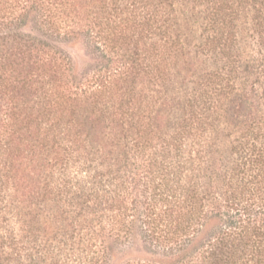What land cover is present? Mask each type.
Here are the masks:
<instances>
[{
	"label": "trees",
	"instance_id": "16d2710c",
	"mask_svg": "<svg viewBox=\"0 0 264 264\" xmlns=\"http://www.w3.org/2000/svg\"><path fill=\"white\" fill-rule=\"evenodd\" d=\"M0 110V264H264V0H0Z\"/></svg>",
	"mask_w": 264,
	"mask_h": 264
},
{
	"label": "rangeland",
	"instance_id": "374dc122",
	"mask_svg": "<svg viewBox=\"0 0 264 264\" xmlns=\"http://www.w3.org/2000/svg\"><path fill=\"white\" fill-rule=\"evenodd\" d=\"M25 33L40 36V26L35 19L31 18L27 26L23 29ZM53 45L71 57L74 65L76 76L85 74L91 68L101 66V62L94 59L89 51L87 41L80 36L64 37L60 36ZM3 110H0V123L3 119ZM112 263L111 264H127L139 261H149L156 264H171L174 261L164 257L162 253L153 251V248L145 244L141 239H132L127 242L114 243L111 247Z\"/></svg>",
	"mask_w": 264,
	"mask_h": 264
}]
</instances>
